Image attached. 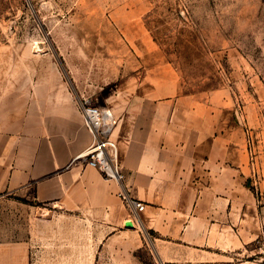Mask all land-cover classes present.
<instances>
[{"label":"crops","instance_id":"0c3cea01","mask_svg":"<svg viewBox=\"0 0 264 264\" xmlns=\"http://www.w3.org/2000/svg\"><path fill=\"white\" fill-rule=\"evenodd\" d=\"M37 62L39 69L0 76V195L93 213L113 229L133 226L117 183L72 163L92 135L61 69L50 59ZM164 75L148 76L110 108L119 119L113 137L127 185L146 206L141 221L154 233L157 264H259L264 169L256 185L234 107L218 92L184 93L174 76L166 85ZM0 264H30L29 246L0 240Z\"/></svg>","mask_w":264,"mask_h":264},{"label":"rangeland","instance_id":"374dc122","mask_svg":"<svg viewBox=\"0 0 264 264\" xmlns=\"http://www.w3.org/2000/svg\"><path fill=\"white\" fill-rule=\"evenodd\" d=\"M37 59L101 109L166 72L184 93H221L244 129L252 181L263 176L264 0H0V76L39 69ZM153 239L142 222L113 229L93 213L0 195V240L27 244L30 264H157ZM254 250L264 264L262 241Z\"/></svg>","mask_w":264,"mask_h":264},{"label":"built area","instance_id":"2783aa9c","mask_svg":"<svg viewBox=\"0 0 264 264\" xmlns=\"http://www.w3.org/2000/svg\"><path fill=\"white\" fill-rule=\"evenodd\" d=\"M78 106L84 118L87 130L92 135L90 145L73 158L72 163L82 162L86 166L98 170L106 180L114 181L119 186L118 196L132 211L131 222L141 224V214L145 204L131 197L126 183V174L123 170L120 151L113 135L119 119L112 109H101L84 97L78 100ZM264 247V236H263Z\"/></svg>","mask_w":264,"mask_h":264}]
</instances>
